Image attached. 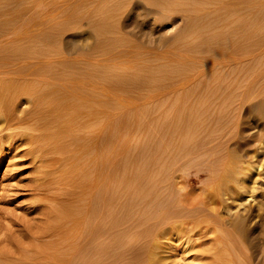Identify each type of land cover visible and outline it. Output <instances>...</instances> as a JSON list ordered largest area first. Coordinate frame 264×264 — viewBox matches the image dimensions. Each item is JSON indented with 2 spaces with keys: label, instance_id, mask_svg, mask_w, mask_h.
Returning <instances> with one entry per match:
<instances>
[{
  "label": "rangeland",
  "instance_id": "obj_1",
  "mask_svg": "<svg viewBox=\"0 0 264 264\" xmlns=\"http://www.w3.org/2000/svg\"><path fill=\"white\" fill-rule=\"evenodd\" d=\"M260 1L262 4H259ZM215 2L214 0H0V8L2 7L4 9H0L2 11V13H0L1 17L4 16L2 18L0 17L1 21L4 22H2V24L0 21V28L3 29L0 34V47L3 52L0 48V53H7L2 61V64L5 66L3 69L0 68V71H4L0 74V79L6 80L19 77L20 79L18 78L17 82H15V84H17L16 86L27 89L26 92L22 93L23 95H20L21 97L17 96L9 100V107L5 110V113L10 115L11 120H8V122L4 123L3 126H1L2 128H0V154H3V158L0 162V215L4 216L3 221L6 224H9L11 218L16 216L19 218H30L32 215H36V212L33 211V213H26L27 215H25V210L27 212L32 210L31 207H28L30 206L29 204H31L29 203V201H31L29 198H31L32 192H37V190H32L30 187L32 182H34L36 186L38 183L40 187L46 186V188H49L50 184L52 186L55 185L54 181L69 178L67 173L64 175L62 174L64 172L59 174L55 173L56 175H54V173L51 172L46 173L44 180H42L40 175L37 174L38 167H36L37 163H35L36 158L33 157L34 153L30 151L31 140L26 134L20 135V133L24 132L26 129L25 126H28L29 120L36 119V116L38 118V114L44 115L45 112L41 109L44 104L51 108V114L59 121V125L56 126V129L63 132L61 134L64 135L66 141L75 142L76 140V145L79 144L78 142L84 143L85 139L89 138L87 132L91 133L94 130L96 131V141H93L96 149L93 150V146L90 145L87 151L81 150L82 153L79 151L80 153H78V155H81V159L76 158L74 156L76 154L73 153L74 158L73 156H68L61 162V165H63V163L66 164V169L71 170L74 177L85 178L94 168L96 169L100 167V165L102 166V164L103 166L106 165L107 159H105V154L111 149L112 157H110V161H112V163H110L108 169L110 171V182L113 184L112 195L114 200L110 210L113 231H111L110 237L105 232H101L102 234L100 233L99 238L103 241L111 238L109 251L112 258H114V262L123 264L122 262L126 263L132 261L133 263L131 264H147V261L143 257V250H141L144 248L145 244L142 243L141 240H143V236L145 237L146 234L151 233V230H154L153 232L158 231L159 228L157 230L156 228L159 225H152L155 227L152 228L150 223L153 224V221L155 223L157 222L154 217L156 215L159 216L157 211H159L160 202L167 205L172 200L170 205L166 206L165 211L167 212L164 214L167 215L169 212L179 211L180 214H183L180 215V220H182L181 217L184 215H192L194 217L196 214L199 215L201 211H203V213L206 211L207 216L209 215L211 217L212 215L213 217L214 209L211 213V211L208 212L209 208L206 210L205 207H200L198 205H203L201 202L205 201L203 200L205 196L203 195L204 193H202V188L203 190H207L209 187L213 189L212 187L215 188L218 186L220 193L216 187L214 190H217L219 194L215 195L217 198L222 196L221 199H223L220 201L215 197L220 201V207L216 204L215 206L220 208L217 210H219L218 213L221 212L220 214L223 219L221 218L220 220V214H217L219 215L218 218L215 217L217 213L215 209L216 212L214 210L213 217L215 220L211 217L212 219L209 218L208 222H203L206 226L204 224V227L202 224L201 226L199 225L201 228L197 227L193 229V233H187V231L182 230V233L173 234V236L170 235L172 237L166 241V245L168 244L169 264H213V261H215L221 252L220 255H222V258L220 260L225 256L223 261L225 264H264V174L262 175V173H264V161H262L263 163L260 166L261 176L259 177L262 181L259 179L260 182L258 186H256L259 188L255 192L257 193L258 201L260 203L262 202V209L259 207L258 211V207H256L258 205L253 204L251 200H249V191L242 188L241 189L244 191L237 189L241 179V174L237 173V168L234 170L236 173L223 175L221 178L218 169L219 166L220 169L222 166L218 165L214 160L213 163L210 164L212 161L211 158L213 157L211 153H208L210 152L208 147H206L208 144L199 143V141H205L209 135V132L205 130L207 127L203 126L204 119L198 120L202 125L201 131L196 136L194 133L193 135V131L188 128L192 124L190 120L192 112H194L191 108L192 105H194L195 102L203 105L207 102L205 92L212 91L211 84L213 81H222L223 77L218 79V77L215 76L218 71L223 68L227 71L221 69L223 73L226 72L224 78L230 79V81L232 78L231 82L234 84L230 94L236 93L241 86L247 84L250 86L251 90H253L249 97L244 99L245 102L243 101L244 104L238 111L240 115L242 114L241 124H243L242 126L244 128L240 125V130H238V134L236 133L238 136L235 134L231 138L230 143L233 142L230 144V146L232 145L230 148L234 149V146L235 149L238 147L241 148V142L243 145L246 144V148L248 147V143L251 145V142H253V144L257 143L251 141L249 138L250 136L246 134L250 129H258L259 132V128L255 125V122L250 119L249 115L251 114L252 116L254 112L262 107L259 105V101L264 99V41L260 42V32H257L258 28L259 31L262 30L261 27H259L261 23L259 19L262 17L264 18V0H231L228 4L230 5L232 3L233 5L229 6V13L228 11L226 12L229 15H225L224 11L222 13V11L220 12L217 8V2L220 1L215 0ZM248 4L252 5L247 6ZM235 8L237 9L233 10ZM200 9L201 11H199ZM230 10L232 11L230 12ZM250 11L252 12L250 13ZM232 12L233 14L235 12L236 15L234 14V17L236 16L239 18L240 22L238 20L236 21L242 26L247 21H254L256 23V21L259 20L256 23L257 25H255L257 28L254 29V25L251 26L252 22L251 24L247 22L250 24V26L247 24L250 28L246 25L247 27H245V29H250L251 31H246L247 33L243 31L246 35L243 32L235 34L234 31L236 30H234L235 28L233 29V26L236 27V23L232 19L231 21L233 22H231L230 25L228 21V19L234 18ZM230 14L232 15L230 16ZM218 18H220V22L215 21ZM221 20L224 21L223 24H218L222 23ZM242 22H244V24ZM224 23H226V26ZM239 23L237 27H239ZM215 24L216 27H214ZM217 25H220L219 27L224 35L219 29L218 33ZM230 26L232 27L230 28ZM251 27H253V29H251ZM10 28L12 29L10 30ZM17 28L19 30H16ZM209 29L212 30L209 31L213 33H211L212 36L216 37L213 38L210 36L211 34H208ZM213 30L218 36L222 34L218 37L219 39ZM228 32L234 33L237 37H240L237 38L233 34H228ZM209 36L213 38H210V41L207 38ZM229 36L233 38L234 42L236 40L240 41L239 43L250 41V37H256L259 38L261 44L257 41V45L259 44L258 46H260L259 48L256 46L257 51L254 47L248 49L247 52H249H246L247 54L245 53L244 56L240 54L237 57H231L230 61L228 60L229 63H227V66L223 64L226 68H224L222 64H214L209 67L208 63L210 59L215 55L217 56L219 53L218 49H216L217 47L220 46L219 48L221 49L225 45L223 49H228L229 47V49H233L235 44H239L235 43L233 45L231 43L232 38L226 40V38H230ZM222 37H225L223 38L224 40ZM234 38H236V40ZM214 39L219 41V43L218 41L215 43L216 46L213 44ZM220 42H230V44H227V48L226 44L220 45ZM231 45L233 47H231ZM213 46L215 49H213ZM216 50L218 53H216ZM222 50H220V53ZM13 52H17L16 54L20 53L21 56L19 58L21 59H12L14 57ZM29 52L31 54L40 53L41 56L38 57L32 54L34 56L33 58ZM8 53L9 56H7ZM10 62H18V68L20 67L19 69L21 70L20 75L14 72H7L17 67L11 65ZM32 62H35V64L30 65ZM44 66L47 68L50 66L54 71L56 69H62L64 72L65 70V72L67 71V73H65L67 75L68 71L69 75L77 71L78 73L76 72V74L73 75L78 77L80 82L82 80H84V82L82 81L83 83L81 82L78 84L79 82L73 83L71 81V83L68 81L70 85L69 83L64 84H67L69 88L67 85L65 87L64 84H60L56 79L45 77V75L42 74L43 70L41 73L38 71V69ZM91 66L97 69V71L95 70L94 72L96 73L95 76L89 73L94 76L91 75L94 78L92 80H94L95 83L97 82V86L94 84V81L91 80L90 76H88L90 79L87 77V73L90 72L88 71L90 70L89 67ZM80 70L87 71H82L81 73ZM86 80H88V87L87 89L83 87L84 90L82 91V86L87 85L85 84ZM90 80L92 82H90ZM230 81L228 80V82ZM74 84L80 85L79 88L81 89L78 88V85H76L78 89L75 88ZM93 84L96 86L95 88L92 86ZM33 86H35L39 93L37 92L35 94L30 91V88ZM90 87L91 90L88 89ZM208 87L211 89L208 90ZM195 93H199L198 97ZM38 95H40V97H37ZM202 95L205 100L202 98ZM37 98H39V100ZM91 104L95 107L93 105L94 108L91 107ZM178 104H180L179 107L182 105L179 109H177ZM85 105H90L88 106L90 109H87L88 107ZM258 105L260 106L259 109L257 108ZM79 106L85 108V111L82 110L83 108L80 109L82 110L81 113L89 112L90 115L86 113L89 117L92 114L90 117V119L94 121L92 125H89L91 124L89 123L90 119L86 117L81 118L80 115L79 117L78 115L75 116L79 109L77 107ZM91 108L92 110L95 109V112H91ZM217 110L221 109L218 108ZM249 110L252 112H249ZM202 111L203 109L200 112ZM31 112H33V114ZM108 112L110 113L109 121H107ZM173 115L175 117H181V122H184L182 125L186 126V129L184 135L168 136L170 142H172V146H170L169 149L166 144H164L166 146H161V144L158 143L159 135L156 129L163 119H171ZM160 119L162 120L160 121ZM22 121L27 122V125ZM18 122H22V125H19ZM10 123L11 129L9 130L7 126L10 125ZM30 124L28 127H30ZM16 125L21 126V129L18 128L19 130L17 129L16 132L14 131V134L11 132L12 135L8 137L7 133L13 131ZM252 130L251 132L255 131L256 134L258 133L257 130ZM239 131L242 132L239 134ZM17 132H19V134ZM251 132L249 133L251 134ZM81 134L85 135L83 141L79 137ZM205 134L207 137H205ZM244 135L247 137L245 138ZM203 137H205L204 140ZM173 145H175V147H173ZM243 145L242 147L244 148ZM158 146L163 147V152L166 155V157L164 155L163 163L159 156H157V158L153 156V159L147 157L150 153L149 148L150 151L155 154L158 152H155V150L159 148ZM253 146L258 147L257 144ZM186 147L190 148L188 149ZM240 148H238L239 150L237 149L238 152L241 151ZM79 149L81 148H77V150ZM190 149L193 154L190 153ZM260 150L262 151V149L259 148L257 151L258 153H256L257 157L255 156V161L257 160V162L261 161L264 154H262ZM170 153H173L175 157L173 154V156H170ZM68 154L69 151L65 156ZM210 156L211 158H209ZM175 158L178 160L175 161ZM179 159H182V163H180L181 161H179ZM177 161H179L177 163L179 166L176 164ZM178 167L180 168L178 169ZM216 174L217 176H215ZM256 174L255 171H252L248 176L254 178ZM216 177L220 178L218 179L221 180V184H215L216 181H219ZM232 179H234L235 182L234 180L232 181ZM226 181L228 187L226 186ZM213 182L215 184L214 186L212 185ZM235 185L238 186L236 187ZM60 186L71 193L77 192L75 194L76 201L74 210L82 211L83 204L81 200L83 196L77 195L81 189L77 188V186L73 187L68 182L61 183ZM208 191L211 192L213 190ZM205 199L207 201L209 200L207 197ZM212 199L215 200L213 195ZM62 201L65 202L67 206L71 204L70 200ZM192 202L195 206L200 207V211H198V208H189V206L191 207V205H193ZM35 205L40 208L41 203L31 206L33 207ZM210 206H213V208L215 207L214 204H210ZM242 207H246V209ZM238 209L240 211L246 210L243 213L241 212V214H243L241 215L242 217H244V213L249 216H245L246 219L241 217H239L240 220L239 218L237 219L235 212H237ZM149 210L150 212L152 211V216L147 213ZM154 211L155 213L153 215L152 213ZM229 215L235 216L238 221ZM226 216L229 220H226ZM159 218L160 216L157 219ZM99 223L100 225H107L108 220L102 219ZM169 224L172 223H167L163 227H167ZM148 225L151 227L149 226V228ZM144 230L146 233H144ZM71 233L72 237L69 238V240L74 243L80 242L84 234L79 227L72 230ZM2 235L1 231L0 237H2ZM75 237H77V239H75ZM215 244H217V247H215ZM4 248H8V250L12 249L6 244ZM211 249L216 252H210L212 251ZM11 251L13 252V250ZM14 254L17 255L16 253ZM212 254H215V259H213V261L211 260L213 257ZM78 256L82 261L87 259L83 252H80ZM102 256H105L104 252ZM210 261H212V263ZM110 263H112L110 259L106 258L103 260L101 259L98 264Z\"/></svg>",
  "mask_w": 264,
  "mask_h": 264
},
{
  "label": "bare ground",
  "instance_id": "obj_2",
  "mask_svg": "<svg viewBox=\"0 0 264 264\" xmlns=\"http://www.w3.org/2000/svg\"><path fill=\"white\" fill-rule=\"evenodd\" d=\"M210 1H213V0H210ZM217 1H220V2H217L218 3V6L217 8L220 10V12L224 11V14H228L229 11H228V8L229 6L233 5L232 3L229 5L228 2L230 3V1H221V0H217ZM246 1V0H245ZM199 2V1H198ZM215 2V0H214ZM257 2V1H256ZM255 2V3H256ZM216 3V2H215ZM248 3V2H247ZM198 4V3H196ZM212 4V3H211ZM210 4V5H211ZM259 4H262L261 1L259 2ZM13 5V4H12ZM199 5V4H198ZM205 5V3H204ZM237 5V4H236ZM252 4H248L247 6H250ZM257 5V4H256ZM210 7V6H208ZM246 7V6H245ZM254 7V6H253ZM2 8V7H1ZM0 8V9H1ZM193 8V7H192ZM233 8V7H232ZM3 9V8H2ZM11 9V8H10ZM205 9V8H204ZM237 8L233 9V10H236ZM239 9V8H238ZM243 9V8H242ZM249 9V8H248ZM251 9V8H250ZM262 9V8H261ZM4 10V9H3ZM207 10V8H206ZM241 10V8H240ZM245 10V9H244ZM247 10V9H246ZM201 11V9L199 10ZM228 11V13H226ZM232 10H230L231 12ZM5 12V11H4ZM3 12V13H4ZM8 12V10H7ZM11 12V11H10ZM210 12V11H209ZM208 12V14H209ZM212 12V11H211ZM236 12V11H235ZM234 12V14H235ZM240 12V11H239ZM238 12V13H239ZM248 12V10H247ZM252 11H250L251 13ZM0 13H2V11L0 10ZM260 13V12H259ZM8 14V13H7ZM6 14V15H7ZM206 14V13H205ZM212 14V13H211ZM233 14V12H232ZM230 14V16L232 15ZM234 14H233V17H234ZM264 14V13H263ZM5 15V14H4ZM229 15V14H228ZM236 15V14H235ZM245 15V14H244ZM197 16V15H196ZM207 16V15H206ZM222 16V15H221ZM0 17H1V14H0ZM4 17V16H2ZM1 17V18H2ZM27 17V16H26ZM224 17V16H223ZM222 17V18H223ZM226 17V16H225ZM228 17V16H227ZM236 17V16H235ZM231 18L230 20L228 19V21L230 22L229 24L231 25V22H235L233 24L236 25V27L238 26L237 24L240 22L239 18ZM258 17V16H257ZM261 17V16H260ZM210 18V17H209ZM221 18V17H220ZM220 18L216 19L215 21H218L220 22ZM230 18V17H229ZM233 19V21H231ZM235 19V20H234ZM256 19V18H255ZM259 19V17H258ZM3 20V19H2ZM27 20V19H26ZM226 20V19H225ZM238 20V21H236ZM253 20V19H251ZM260 23L259 24V27H261V29L263 30L264 29V18L262 17L261 19H259ZM257 20V21H259ZM1 21V19H0ZM28 21V20H27ZM256 21V23H257ZM3 21H1L2 23ZM20 22V21H19ZM203 22V21H202ZM217 22V23H218ZM222 23H218V24H223L224 21L221 20ZM238 22V23H237ZM251 24V26L254 25V29H256L257 27L255 25H257L254 21H247ZM245 22H242L244 25L242 26L240 23L239 27H234L233 26V29L236 30L234 31L235 34H240L241 32L243 31H247V32H250L251 30L248 29L250 28V24ZM4 23V22H3ZM2 23V24H3ZM212 23V22H211ZM214 23V21H213ZM6 24V23H5ZM8 24V22H7ZM226 23H224L225 25ZM249 24V26L247 25ZM210 25V24H209ZM214 25V24H213ZM212 25V26H213ZM248 26V30L245 29V27ZM261 25V26H260ZM211 26V25H210ZM220 25H217V30L219 29L221 32V28L219 27ZM226 26V25H225ZM20 27V26H19ZM216 27V24L215 26ZM232 26H230L231 28ZM226 28H229V27H226ZM229 28V29H230ZM12 28H10L11 30ZM212 29V27H211ZM251 29H253V27H251ZM260 29V30H261ZM1 30H3L2 28H0V34H1ZM8 30V29H7ZM9 30V31H10ZM16 30H19L18 28ZM219 30H218V33H219ZM238 30V31H237ZM259 31V28L257 29V32H260V42L264 41V30L263 31ZM209 31H212V30H208ZM214 31V30H213ZM220 32V33H221ZM237 32V33H236ZM246 32V33H247ZM256 32V31H255ZM5 33V32H4ZM212 32H209L208 34L210 35ZM214 33H216L214 31ZM244 33V32H243ZM213 34V33H212ZM212 34L210 35L211 37ZM222 34L224 35V33L222 32ZM220 34V36L222 35ZM228 34H233L235 35L234 33H230L228 32ZM245 34V33H244ZM256 34V33H255ZM217 35V38L220 37L218 36V34L216 33ZM243 35V34H242ZM246 35V34H245ZM251 35V34H250ZM257 35V34H256ZM1 36V35H0ZM106 36V35H105ZM208 36V35H207ZM207 37L209 39V41L213 38L211 37ZM232 36V35H231ZM229 36L230 38H226V40H229L231 39L232 37ZM236 36V35H235ZM234 36V37H235ZM237 37V36H236ZM240 36H238L237 38H239ZM211 38V39H210ZM225 38V37H222V39ZM109 39V38H108ZM219 39V38H218ZM236 40V38H234ZM250 41H244L242 43H239L240 41H235L233 40L232 38V44L234 45L235 43H239L238 45L235 44L234 45V48L233 49H229L228 48V45L227 44H230V42H225V43H221L220 45H223V44H226L227 48L228 49H223L225 48V45L223 48H219L217 47L216 49H218V51L216 53L217 56L215 55L214 57H212L208 63L209 67L210 65H220V64H224L227 66V63H229L230 61V58H234V57H237L238 55L240 54H244L247 52L248 49H252L255 47V50H256V46H258L259 44H261L259 42V38H251L250 37ZM258 39V40H257ZM262 39V40H261ZM214 39V46L215 43H217L218 40ZM224 40V39H223ZM222 40V41H223ZM239 40V39H238ZM242 40V39H241ZM10 41V40H9ZM211 41V42H212ZM259 42V44L257 45V43ZM219 43V41H218ZM211 44V45H213ZM8 45V44H7ZM81 45V44H80ZM219 45V44H218ZM217 45V46H218ZM210 46V45H209ZM213 46V49H215ZM231 47H233L231 45ZM260 46H258L259 48ZM1 48V47H0ZM206 48V47H205ZM264 48V47H263ZM211 49H212V46H211ZM210 49V50H211ZM221 53H220V50ZM2 50V48H1ZM0 50V52H1ZM7 50V49H6ZM36 52H38L37 50H35ZM209 51V50H208ZM257 51V50H256ZM3 52V50H2ZM10 52V51H9ZM249 52V51H248ZM247 52V53H248ZM5 53V52H4ZM14 53V52H13ZM12 53V54H13ZM17 53V52H16ZM14 53V57L12 59L15 58V60H20L21 58H19L21 56L20 53L16 54ZM22 53V52H21ZM86 53V52H85ZM246 53V54H247ZM7 54V53H5ZM5 54L3 53H0V68H4V64H2V61L4 59V57L6 56ZM29 54H31L29 52ZM33 54V53H32ZM31 54V55H32ZM28 55V54H27ZM33 55H37L38 57L41 56V54H33ZM32 55V56H33ZM9 56V53L8 55ZM13 56V55H12ZM11 56V57H12ZM30 56V55H29ZM28 56V57H29ZM87 56V55H86ZM10 57V58H11ZM27 57V56H26ZM37 57V58H38ZM47 57V56H46ZM257 57V56H256ZM30 58V57H29ZM34 58V56H33ZM45 58V57H43ZM61 58V57H60ZM7 59V58H6ZM51 59V58H49ZM38 60V59H37ZM229 60V61H228ZM85 61V60H84ZM207 61V60H206ZM7 62V61H6ZM257 62V60H256ZM11 63V62H10ZM22 63V62H21ZM28 63V62H27ZM48 63V62H47ZM85 63V62H84ZM35 64V62H32L30 65H33ZM11 65H15L16 68H12V70H8L7 72L8 73H18L20 75V67L18 68L19 64L18 62H14V63H11ZM97 65V64H96ZM223 65L224 68H226L225 66ZM21 66V64H20ZM47 66V65H46ZM46 66L44 67H41L40 69H38V71L41 73L42 71V74L45 75V77H50L51 79H56L57 81L60 82V84H64V83H69L70 85V82L72 81L73 83H78L80 84L82 81L84 82V80L82 79H86V78H82L81 82L79 80L78 77H75L74 75L76 74V72L74 71L73 74L69 75V71H68V75L65 74L67 73V71L64 72L62 71V69L60 70H52L49 66V68H47ZM229 66V65H228ZM30 67V66H29ZM222 67V66H220ZM10 68V67H9ZM18 68V69H17ZM82 68V67H81ZM219 68V66H218ZM255 68V67H254ZM76 69V67H75ZM90 72L87 73V77L90 76L91 77V80L94 79L93 77L96 75L95 70L97 71L96 67H89ZM100 69V68H99ZM223 69V68H221ZM219 70L217 75L215 77H218V79H221L222 77V81H213L212 84H211V88H212V91H206L205 92V96H207V102L203 104H200V103H197L195 102L194 105H192V116L190 117V120L192 122L191 126L188 127L190 128L192 132V134L194 133L195 136L201 131V125L199 123L198 120H201L202 118L204 119L203 121V126H206L207 128H205V130L207 132H209V135L207 137V133L205 134L207 137L205 139V141H199V143H204V144H208V146L206 145V147H208V149L210 150V152L208 153H211L212 157L211 156L209 158L210 159V164L213 163V160L214 162H216L218 165H221V169H220V166H219V169H218V166L216 164V168L218 169V172H220L221 174V178L223 175H228L230 173L234 174L236 173V171L234 172V170L237 168V173L241 174V179H240V185L239 187H237L238 185H235L237 187V189H240L241 191H244L245 189L247 191H249L248 195L250 196V199L251 202L253 204H256L258 206L257 210L259 209V207L261 208V203L258 201V197H257V193H255L258 188L256 186H258V183L260 182L259 179L261 180V178L259 176L260 175V171H261V164L263 163L262 161H264V99H262L260 102L259 105H261L262 107L259 109V105H258V109L256 112H254V114L251 116V114L249 115L250 116V119H252L254 122H255V125L259 128V132H258V129H253V130H257V134L254 132H251L252 129H250L249 132H251V134L249 132H247L246 135L250 136L249 138L251 139V141H254L257 142L255 144H257L258 147H255L253 145V142L252 145L250 143L247 144V148L245 147V145H243V143L241 142V144L244 146V148L242 147L241 145V151L238 152L237 149H235V146L233 147L234 149H231L230 147H232V145L230 146V144H232V142L230 143L231 141V138L238 132V130H240V125L241 127H243L241 124L242 122V117L241 115L239 114V109L242 108L243 106V101L244 99H247L249 97V95L252 93L253 90H251L250 86L247 85H243L241 86L236 93H231V88L234 86V84L231 82L232 81V78H231V81L230 79H226L224 78L225 76V73L227 72L226 69L224 71H226L225 73H223L222 70ZM213 70V69H212ZM210 70V71H212ZM3 71V70H2ZM2 71H0V74L3 73ZM81 73L83 70H80ZM85 71V70H84ZM83 71V72H84ZM87 71V70H86ZM85 71V72H86ZM106 71V70H105ZM198 71V70H197ZM229 71V70H228ZM6 72V73H7ZM196 72V71H195ZM78 73V72H77ZM89 73H92L91 76ZM197 73V72H196ZM89 74V75H88ZM100 74V73H99ZM107 74V73H106ZM67 75V76H66ZM101 75V74H100ZM195 75V74H194ZM233 75V74H231ZM65 76V77H64ZM84 76V75H83ZM188 76V75H187ZM211 76V75H209ZM229 76V75H228ZM43 77V76H42ZM86 77V76H85ZM90 77H88L90 79ZM100 77V76H99ZM221 77V78H220ZM233 77V76H232ZM19 78V77H18ZM18 78H15V79H12V78H9V79H6V80H3L2 78L0 79V128H2L1 126H3L4 123H7L8 120H11L10 118V115H8L7 113H5L6 109H8L9 107V100L10 99H14L15 97L17 96H20V95H23L22 93L26 92L27 89L25 88H20L19 86H16L17 84H15V82H17V79ZM41 78V77H40ZM87 78V79H88ZM230 78V76H229ZM20 79V78H19ZM46 79V78H45ZM50 80V79H49ZM94 81V80H92ZM228 80L230 82H228ZM54 81V80H53ZM70 81V82H68ZM104 81V80H103ZM71 82V83H72ZM82 82V83H83ZM87 85H83L82 86V91L84 90L83 87H88V80L85 81ZM57 83V82H56ZM97 83V82H96ZM95 81H94V84L96 85ZM193 83V82H192ZM230 83H231V86H230ZM53 84V83H51ZM76 84V85H78ZM92 85L94 86V88L97 86L95 85ZM245 84V83H244ZM251 84V83H250ZM249 84V85H250ZM12 85V86H11ZM57 85V84H56ZM67 85V84H66ZM66 85L64 84V86L66 87ZM75 85V84H74ZM76 85L74 86L75 88ZM200 85V83H199ZM61 86V85H60ZM80 85H78V88H79ZM195 86V85H194ZM206 86V85H205ZM252 86V85H251ZM67 87L69 88V86L67 85ZM72 87V86H71ZM207 87V86H206ZM205 87V88H206ZM77 88V89H78ZM198 88V87H197ZM209 88V87H208ZM211 88H209L208 90H210ZM253 88V87H252ZM72 89V88H71ZM81 89V88H79ZM91 90V87L88 88ZM73 90V89H72ZM193 90H196V89H193ZM255 90V89H254ZM30 91L32 93H37V89L35 88V86L31 87L30 88ZM75 91V89H74ZM79 91V90H78ZM197 92V91H196ZM39 93V92H38ZM80 93V92H79ZM192 93V92H191ZM88 94V93H87ZM195 95L198 97L199 93H195ZM42 96V95H41ZM45 96V95H44ZM192 96V95H191ZM21 97V96H20ZM37 97H40V95H38ZM91 97V96H90ZM183 97V95H182ZM181 97V99H182ZM202 98H203V95H202ZM39 100V98H37ZM85 99V98H83ZM91 99V98H90ZM184 99V98H183ZM205 100V98H203ZM194 100L196 101V99L194 98ZM45 101V100H44ZM198 101V100H197ZM89 102V101H88ZM200 102V101H199ZM245 102V101H244ZM17 103V102H16ZM46 103V102H45ZM167 103V102H166ZM180 103V102H179ZM27 104V103H26ZM181 104V103H180ZM178 104V108H181L182 105L179 107ZM93 104H91V107ZM166 105V104H165ZM168 105V104H167ZM39 106V105H38ZM48 106V105H47ZM46 105H42V108L44 110V115H39L38 114V118L36 116V119H31L27 122H29L30 124V127L29 124L28 126H25L26 129L24 130V132H21V134H26L29 136L31 142H30V151H32L34 153V158H36V161L35 163H37L36 167H38V172L37 174L40 175V177L42 178V180H44L45 178V175L46 173H51L53 172L54 175H56L55 173H62L63 175L65 173H67V176L69 177L68 179H61V180H57V181H54V184L55 185H49V188H46L45 187H40L37 183V186L34 184V182H32L30 185V187L32 188V190H37L36 191H31L32 192V195H31V201H29V204L30 206L28 207H31L32 210L31 211H26L25 210V215H27L26 213H29L30 212H36V215L30 218H19V217H14V218H11V221L9 222V224H6L4 221H3V218L4 216L3 215H0V232L2 231V237H0V264H98L99 261L102 259H106V258H109L110 261L112 263L110 264H120V262H114V258H112V255L109 251V248L111 246V238H109L108 240L106 241H103L99 238V235L100 233L102 232H105L107 235H109V237L111 236V231H113V226H112V222H111V207H112V202H113V195H112V182H110V171H109V165L110 163H112V161H110V157L111 156V149L105 154V159H107V163L106 165L102 166L100 165V167L98 168H94L92 170V172L88 175V176H85V178H80V177H74L72 174V171L69 170V169H66V164L63 163V165H61V162L62 160L64 161L68 156H73V153H75L76 155H74L76 158L78 159H81L80 156L78 155V153H80L79 151L81 150H85L87 151L89 146L92 145L93 146V150L96 149L95 147V135H96V131H92L91 133L87 132V134H89V138L85 139V135H81L79 136L80 139H82V141L85 139L84 141V145L81 143V142H78L79 144H75L76 143V140L75 142H68L66 141V139L64 138V135H62L61 133H63L61 130H57L56 129V126L59 125V121L56 120V118L51 114V108L47 107ZM50 106V105H49ZM85 106H90V105H85ZM81 107V108H80ZM86 107V108H87ZM95 107V106H94ZM93 107V108H94ZM31 108V107H30ZM77 108H79L77 110ZM76 110V115H80V117L84 118H88L90 119L89 115L90 113L89 112H86V113H89V115H87L86 113H81L82 110L85 111L84 107L83 106H79L77 107ZM83 108V109H82ZM218 108H220L221 110H217ZM40 109V108H39ZM82 109V110H80ZM87 109H90L89 107ZM110 109V108H109ZM108 109V111H109ZM203 109L202 112H200L201 110ZM75 110V111H76ZM92 110V108H91ZM89 110V111H91ZM95 110V109H94ZM94 110H92L91 112H95ZM242 110V109H241ZM254 110V109H253ZM39 111V110H38ZM251 110H249L250 112ZM25 112V111H24ZM252 112V111H251ZM5 113V114H4ZM33 114V112H31ZM43 114V113H42ZM95 115V114H94ZM184 116V115H183ZM190 116V115H189ZM246 116V115H245ZM168 117V116H167ZM170 117V116H169ZM174 117V118H173ZM186 117V116H185ZM252 117V118H251ZM18 118V116H17ZM85 118V119H86ZM241 118V119H240ZM110 120V113L108 112L107 113V121ZM162 119H160L161 121ZM181 117H175L174 115L171 117V119H163L161 121V123L159 121L160 124H158L157 126V129L156 131L158 132V143L161 144V146H163L164 144L167 145V148L169 147L170 149V146H172V142H170V138H168L169 135L171 136H180V135H184V131L186 129V126L182 125L184 122H181ZM24 122V121H22ZM22 122H18L19 125H22ZM27 122H24L25 125H27L26 123ZM246 122V121H245ZM253 122V123H254ZM17 123V122H16ZM61 123V122H60ZM91 123V124H89ZM88 124L89 125H92V123H94V121L92 119H90V122ZM190 123V122H189ZM244 123V122H243ZM76 124V123H74ZM96 124V123H95ZM13 125V124H12ZM15 125V124H14ZM24 125V124H23ZM94 125V124H93ZM157 125V123H156ZM8 129L10 130L11 129V123L10 125L7 126ZM16 130L13 129V131H9L7 133V136L9 137L11 134V132H13V134L17 131L18 128L21 129V126H14ZM24 127V128H25ZM28 127V129H27ZM193 127V128H192ZM255 127V126H254ZM252 127V128H254ZM30 128V129H29ZM244 128V127H243ZM256 128V127H255ZM19 130V129H18ZM27 130V131H26ZM30 130V131H29ZM252 130V131H253ZM15 131V132H14ZM204 131V132H206ZM232 131V133H231ZM240 132L242 131H239V134ZM19 134V132H17ZM191 134V135H192ZM193 134V135H194ZM238 134V133H237ZM236 134V135H237ZM250 134V135H249ZM204 135V134H202ZM246 135L245 138L247 137ZM6 136V135H5ZM92 136V137H91ZM238 136V135H237ZM78 137V138H79ZM203 137V140L204 138ZM200 138V137H199ZM244 138V137H242ZM234 139V138H233ZM95 140V141H94ZM200 140V139H199ZM241 140V138H240ZM246 140V139H245ZM244 140V141H245ZM74 141V140H73ZM94 141V142H93ZM237 141V140H236ZM243 141V142H244ZM248 141V140H246ZM97 143V142H96ZM238 143V142H237ZM247 143V142H245ZM9 144V143H8ZM156 144H157V141H156ZM197 144V143H195ZM77 147H76V146ZM164 145V146H166ZM234 145V143H233ZM159 147L156 151L155 154L154 152H151L150 151V148H149V154L147 155V157L150 159L152 158L153 159V156L157 158V156H159V158H161V161L163 163L164 161V155L165 153L163 152V147ZM179 146V145H178ZM197 146V145H196ZM199 146V145H198ZM205 146V145H204ZM237 146V145H236ZM240 146V144H239ZM112 147V146H111ZM150 147V146H149ZM173 147H175V145H173ZM192 147V146H191ZM250 147V148H249ZM77 148H81L79 150H77ZM181 148V147H180ZM188 148V147H186ZM185 148V149H186ZM190 148V147H189ZM188 148V149H189ZM197 148V147H196ZM261 148L262 149V159L261 161L257 162V160L255 161V156H256V153H258V149ZM165 149V148H164ZM182 149V148H181ZM184 149V150H185ZM187 149V150H188ZM73 150V151H72ZM75 150V151H74ZM191 150V149H190ZM193 150V148H192ZM192 150L190 151V153L192 152ZM195 150V148H194ZM207 150V149H206ZM69 151V154L65 156V154H67V152ZM174 151V150H173ZM180 151V150H179ZM208 151V150H207ZM175 152V151H174ZM196 152V151H195ZM260 152V153H261ZM82 153V151H81ZM86 153V152H85ZM167 153V152H166ZM178 153V152H176ZM185 153V151H184ZM259 153V154H260ZM64 154V155H63ZM88 154H92V153H88ZM173 153H170L169 155L170 156H173L172 155ZM180 154V152H179ZM183 154V153H182ZM189 154V153H188ZM193 154V153H191ZM190 154V155H191ZM195 154V153H194ZM258 154V155H259ZM29 155V154H28ZM178 155V154H177ZM176 155V156H177ZM210 155V154H209ZM261 155V154H260ZM73 156V158H74ZM87 156V155H86ZM179 156V155H178ZM166 157V155H165ZM175 157V155H174ZM184 157V156H183ZM257 157V156H256ZM3 158V154H0V162H1V159ZM179 158V157H178ZM257 159V158H256ZM35 160V159H34ZM160 160V159H159ZM178 160L175 158V161ZM182 159H179V161H181ZM160 161V163H161ZM177 161L176 164L179 162ZM44 162V163H43ZM70 162V160H69ZM149 163V162H148ZM182 163V161L180 162ZM184 163V162H183ZM69 165V164H68ZM152 165V164H151ZM161 165V164H160ZM178 165V164H177ZM182 165V164H181ZM180 165V166H181ZM225 165V166H224ZM150 166V165H149ZM179 166V165H178ZM207 166V165H206ZM76 167V166H74ZM213 167V166H212ZM73 168V167H72ZM148 168V167H147ZM177 168V166H176ZM180 167H178L179 169ZM209 168V167H208ZM106 169V170H105ZM170 170V168H169ZM172 170V169H171ZM204 170V169H203ZM212 170V169H211ZM216 170V169H214ZM66 171V172H65ZM252 171H255V173H257L254 178H252V176H248L249 173H251ZM263 171V170H262ZM177 172V170H176ZM212 172V171H211ZM214 173V171H213ZM140 174V173H139ZM218 174V173H217ZM217 174L215 176H217ZM219 174V176H220ZM236 174V175H238ZM264 173H262L263 175ZM50 175V174H49ZM175 175V174H174ZM211 175V174H210ZM209 175V176H210ZM231 175V174H230ZM169 176V175H168ZM177 176V175H176ZM213 176V175H212ZM214 176V177H215ZM53 177V176H52ZM51 177V178H52ZM175 177V176H174ZM226 177V176H225ZM238 177V176H237ZM35 178V177H34ZM50 178V176H49ZM54 178V177H53ZM217 178V177H216ZM215 178V180H216ZM219 178V177H218ZM217 178V179H218ZM232 178V177H231ZM235 178V177H234ZM252 178V179H251ZM48 179V177H47ZM179 179V178H178ZM220 179V178H219ZM218 179V180H219ZM228 179V178H227ZM264 179V178H263ZM231 180V179H230ZM234 179H232L233 181ZM34 181V180H33ZM221 180H219L218 182L216 181L215 184L217 183H220ZM230 181V182H232ZM262 181V180H261ZM70 183V185H72L73 187L74 186H77V188L81 189L80 192L77 194L78 196L80 195L81 197L83 196L81 202H82V206H83V210L82 211H77V210H74V204H75V201H76V193L77 192H69V191H66V189L62 188L60 186L61 183ZM179 182V181H178ZM235 182V180H234ZM223 183V182H222ZM256 185H255V184ZM212 184V183H211ZM214 182H213V186L215 185ZM221 184V183H220ZM225 184V183H223ZM236 184V183H235ZM255 186H254V185ZM261 184V183H260ZM259 184V185H260ZM183 185V184H182ZM206 185V184H205ZM209 185V184H208ZM44 186V185H43ZM133 186V185H132ZM226 186H227V181H226ZM264 186V185H263ZM202 187V186H201ZM206 187V186H205ZM204 187V189H205ZM217 187V190L219 191V187ZM215 187V188H216ZM221 187V186H220ZM225 187V186H224ZM228 187V186H227ZM213 189H210V187L207 189V190H203L202 188V193H204L203 196L205 200L204 202H201L203 203L198 205V206H203L205 207V209L208 210V212L211 211L212 213V210L214 209H218L220 206V201L223 199H221V197L217 198L216 195H218L220 193H218V191L214 190L215 188L212 187ZM222 188V187H221ZM244 190H242V189ZM257 188V189H256ZM176 189V188H175ZM228 189V188H227ZM208 190H213V191H208ZM222 190V189H221ZM238 190V191H240ZM176 191V190H175ZM196 191V190H195ZM223 191V190H222ZM232 191V190H231ZM7 192V191H6ZM11 192V191H10ZM44 192V193H43ZM49 192V193H48ZM155 192V191H154ZM227 192V191H226ZM225 192V193H226ZM237 192V190H236ZM229 193V192H228ZM52 194V195H50ZM216 194V195H215ZM48 195V196H47ZM202 195V194H201ZM212 195L214 196V199H212ZM228 195V194H226ZM240 195V194H239ZM77 196V197H78ZM7 197V196H6ZM201 197V196H200ZM208 198L209 200L207 201L205 198ZM219 199V200H217ZM226 197V196H225ZM227 198V197H226ZM232 198V197H231ZM16 199V198H15ZM149 199V198H148ZM151 199V197H150ZM225 199V198H224ZM235 199V198H234ZM243 199V198H242ZM241 199V200H242ZM246 199V198H245ZM62 200H70L71 201V204L69 206H67V204H65V202H63ZM150 201V200H149ZM168 201V200H167ZM264 201V200H263ZM160 202V201H159ZM158 202V203H159ZM169 202V201H168ZM172 202V200H171ZM170 202V203H171ZM247 202V201H246ZM37 204V203H41V206L39 208V206L35 205V206H31V205H34V204ZM147 203V202H146ZM161 205H160V208H159V211H157L160 216L159 219H157L159 216H155L157 218L154 217V219L157 221L156 223L153 221V224H151V226H155L157 225L158 227L156 228V230L158 229V231L156 232H153L151 230V233L149 234H146L145 237L143 236V240L142 243H144V248L141 249L143 250V257L145 258V260L147 261V264H169V261H168V247L166 245V241L169 240L170 237L173 236V234H177V233H182L181 231H187L188 232H192L193 229L195 228H201L199 227V225L203 226V224L205 225V221H209V218L212 219L214 217V210H213V217L211 215V217L208 215H206V211L203 213V211H201V214L198 215L196 214V216L194 215V217L192 215L190 216H187V215H184L181 217L182 220L179 219L180 215H183V214H180L179 211H175V212H169V214H164L166 213L167 211L166 210V206L170 205L169 204H162V202H160ZM166 203V202H164ZM240 203V202H239ZM193 205H191V207L189 206V208H194V209H197L198 208V211L200 207L198 206H195L194 203L192 202ZM210 204H215L219 207H214L213 206L211 207ZM242 204V203H241ZM248 204V203H247ZM158 205V204H157ZM197 205V204H196ZM237 205V204H236ZM263 205V204H262ZM129 206V205H128ZM264 206V205H263ZM77 207V206H76ZM188 207V206H187ZM158 208V207H157ZM188 208V209H189ZM212 208V209H210ZM244 208V207H242ZM18 209V208H17ZM29 209V208H28ZM193 209V210H194ZM220 209V208H219ZM226 209V208H225ZM246 209V207L244 208ZM243 209V210H244ZM262 209V208H261ZM35 210V211H34ZM37 210V211H36ZM155 210V209H154ZM157 210V209H156ZM192 210V209H190ZM215 210V212H216ZM264 210V209H263ZM219 210H217V213L215 214L218 218L219 215L217 214H220L218 213ZM229 211V210H228ZM234 211V210H233ZM246 211V210H244ZM244 211H240L238 209L237 212L233 213L235 214L236 218L238 219L239 217L243 218V219H246L245 216H249V215H246L244 213V217H242L241 215V212L243 213ZM259 211V210H258ZM261 211V210H260ZM32 212V213H33ZM152 212V211H151ZM151 212L149 210V213L150 216L151 215ZM182 213H184L183 211H181ZM127 213V212H126ZM155 211L152 213L154 215ZM162 213V214H161ZM195 213V212H194ZM230 213V212H229ZM232 213V212H231ZM8 214V213H7ZM148 214V216H149ZM162 216H161V215ZM231 214V215H233ZM249 214V213H247ZM166 215V216H165ZM189 215V214H188ZM30 216V215H29ZM225 216V215H224ZM228 216V215H227ZM227 216H226V220H229L227 219ZM230 216V215H229ZM235 216H230L232 218H235ZM263 216V215H262ZM25 217V216H23ZM139 218V217H138ZM146 218V217H145ZM150 218V217H148ZM147 218V219H148ZM220 220L222 218V215L220 214L219 216ZM225 218V217H224ZM235 218V219H236ZM256 218V217H255ZM102 219H107L108 220V224L107 225H100L99 221H101ZM126 219V218H125ZM223 219V218H222ZM236 219V220H237ZM242 219V220H243ZM6 220V219H5ZM151 220V219H150ZM149 220V221H150ZM213 220H215L213 218ZM240 220V218H239ZM144 221V220H143ZM148 221V220H147ZM238 221V220H237ZM236 221V222H237ZM124 222V221H123ZM128 222V221H127ZM129 223V222H128ZM131 223V222H130ZM167 223H172V224H169V226L167 227H163L165 224ZM238 223V222H237ZM148 224V223H147ZM210 224V223H209ZM253 224V223H252ZM135 225V224H134ZM235 225V224H234ZM130 226V225H129ZM150 225H148L149 227ZM150 226V227H151ZM152 228H155L153 227ZM206 226V225H205ZM77 227H79L80 229H82L83 231V237L81 238L80 242H76L74 243L73 241H70L69 238L72 237V230L76 229ZM136 227V226H135ZM145 227V226H144ZM147 227V228H148ZM149 227V228H150ZM161 227H163L162 229H160ZM204 227V226H203ZM210 227V226H209ZM213 227V226H212ZM232 227V226H231ZM230 227V228H231ZM247 227V226H246ZM131 228V227H130ZM220 228V227H219ZM234 228V227H233ZM204 229V228H203ZM209 229V228H208ZM232 229V228H231ZM117 230V229H116ZM160 230V231H159ZM199 230V229H198ZM137 231V230H136ZM145 231V230H144ZM149 231V230H148ZM195 231V230H194ZM200 231V230H199ZM206 231V230H205ZM215 231V230H214ZM235 231V229H234ZM196 232V231H195ZM194 232V233H195ZM201 232V231H200ZM245 232V231H244ZM101 233V234H102ZM146 233V231L144 232ZM193 233V232H192ZM199 234V233H198ZM260 234V233H259ZM172 235V236H170ZM189 235V234H188ZM215 236V235H214ZM190 237V236H189ZM198 237V236H197ZM203 237V236H201ZM208 237V236H207ZM215 239H217L216 237H214ZM264 238V237H263ZM75 239H77V237H75ZM211 239V238H210ZM214 239V241H215ZM257 239V238H256ZM180 240V239H179ZM246 240V239H245ZM262 240V239H261ZM188 241V240H187ZM230 241V240H229ZM123 242V241H122ZM176 242V241H175ZM210 242V241H209ZM216 242V241H215ZM171 243V242H170ZM8 245V247L12 248L11 250H13V252L11 250H8V248H4V245ZM217 244H215V247ZM219 246V244H218ZM122 247V246H121ZM212 250V249H211ZM220 251V250H219ZM80 252H83L87 259L86 260H83L78 256V254ZM104 252L105 256H102V253ZM210 252H216L215 250L213 251H210ZM221 252V251H220ZM14 253H16L17 255H15ZM222 253V252H221ZM220 253V254H221ZM218 254V253H216ZM218 255V260L217 258L215 259V254L213 255L212 257V261L213 259H215V261H213V264H225L224 259H225V256L222 260H220L222 257V255ZM211 255V254H210ZM211 257V256H210ZM227 257V256H226ZM212 261H210L212 263ZM123 264H131L133 263L132 261L130 262H122ZM228 263V261H227ZM208 264V263H207Z\"/></svg>",
  "mask_w": 264,
  "mask_h": 264
}]
</instances>
